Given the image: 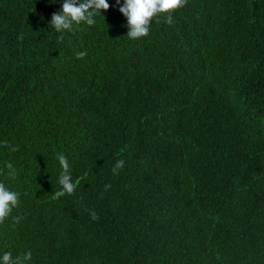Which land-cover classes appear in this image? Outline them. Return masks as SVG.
I'll return each instance as SVG.
<instances>
[{
  "label": "trees",
  "instance_id": "obj_1",
  "mask_svg": "<svg viewBox=\"0 0 264 264\" xmlns=\"http://www.w3.org/2000/svg\"><path fill=\"white\" fill-rule=\"evenodd\" d=\"M108 2L59 33L62 0H0V182L20 193L0 254L264 264V0H187L135 40ZM58 154L79 184L54 199Z\"/></svg>",
  "mask_w": 264,
  "mask_h": 264
},
{
  "label": "clouds",
  "instance_id": "obj_2",
  "mask_svg": "<svg viewBox=\"0 0 264 264\" xmlns=\"http://www.w3.org/2000/svg\"><path fill=\"white\" fill-rule=\"evenodd\" d=\"M55 2V0H51ZM187 0H115V5L119 12L126 18L128 31L126 36L129 39H140L149 34L153 20L164 17V22L171 25L174 23L172 13L180 8H183ZM112 5L108 0H62L58 11L51 14L49 25L57 32L72 31L74 25L86 23L89 26L95 24V16L101 14L102 11H108ZM58 40H63V36H59ZM87 55L86 51L76 53L77 59H83ZM5 148L11 151H16L14 146L4 143ZM62 171L58 177V183L61 186L59 190L53 194L54 199L67 195H73L79 181L73 182L71 175V166L63 154H58ZM125 165L123 159L116 161L112 168L113 175H117L119 170ZM7 172L0 170V175L15 177V169L12 163L6 164ZM106 189L111 185H106ZM20 204V193L10 190L3 182H0V224L4 223L11 214L14 208ZM92 220H98L99 216L95 211L90 213ZM23 219V216L12 217L13 223L18 224ZM32 260V252L26 251L22 256L18 255L15 258L11 251L0 254V264H27Z\"/></svg>",
  "mask_w": 264,
  "mask_h": 264
}]
</instances>
